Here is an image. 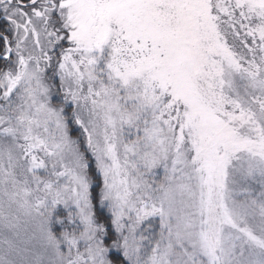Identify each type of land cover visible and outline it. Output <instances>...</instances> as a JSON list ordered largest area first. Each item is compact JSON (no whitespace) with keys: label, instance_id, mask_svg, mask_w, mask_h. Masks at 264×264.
<instances>
[{"label":"snow or ice","instance_id":"snow-or-ice-1","mask_svg":"<svg viewBox=\"0 0 264 264\" xmlns=\"http://www.w3.org/2000/svg\"><path fill=\"white\" fill-rule=\"evenodd\" d=\"M0 264H264V0H0Z\"/></svg>","mask_w":264,"mask_h":264}]
</instances>
